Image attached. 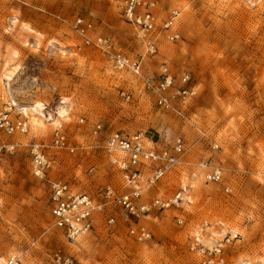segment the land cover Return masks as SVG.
<instances>
[{
  "label": "rangeland",
  "instance_id": "1",
  "mask_svg": "<svg viewBox=\"0 0 264 264\" xmlns=\"http://www.w3.org/2000/svg\"><path fill=\"white\" fill-rule=\"evenodd\" d=\"M124 1L0 0V111L11 106L13 119L27 122L26 144H50L61 128L77 149L50 151L47 179L97 199L108 184L130 187L94 137L96 124L159 147L181 138V164L143 201L169 200L183 188L184 201L140 220L149 239L131 235L115 208V225L99 213L94 231L70 243L53 225L48 181L34 175L22 147L0 163V264H53L58 250L79 264H264V0H155V54L124 19ZM80 18L131 61L143 56L146 76L168 68L179 88L189 74L196 95L185 117L160 110L142 78L85 46L73 29ZM173 32L176 41L167 38ZM212 167L222 170L219 184L206 179Z\"/></svg>",
  "mask_w": 264,
  "mask_h": 264
},
{
  "label": "built area",
  "instance_id": "2",
  "mask_svg": "<svg viewBox=\"0 0 264 264\" xmlns=\"http://www.w3.org/2000/svg\"><path fill=\"white\" fill-rule=\"evenodd\" d=\"M157 5L155 0H125L122 7L124 19L135 28L138 37L145 42L148 53L155 54L157 45L151 41L155 33L157 37L158 19L154 13ZM177 18L174 13L170 20L161 27L162 32H169ZM74 31L83 39L85 46H94L103 50L112 62L113 67L120 71H131L141 77L147 92L155 97V105L168 113L185 117V108L196 92L189 87L191 77L184 74L180 78L181 85L177 88V80L168 68L162 70L157 77L146 76L142 71L144 57L141 56L132 62L130 57L118 51L110 37L94 36L93 23L78 19L73 25ZM170 41L180 38L178 33L167 35ZM127 100L131 96L122 93ZM14 106V105H13ZM15 107V106H14ZM12 109V108H11ZM29 133V125L21 119H13L11 111L4 108L0 111V163L15 154L20 148L28 146V151L33 161V172L36 177L46 180L50 187L51 217L53 225L60 230L70 243L92 233L96 225V216L101 213L106 215L107 227L116 224V218L110 216L112 209L118 208L125 213L126 220L130 223L129 232L139 240L150 238V233L145 227L140 226V220L148 218L152 209H168L171 206H180L184 201L186 190L183 188L169 200L154 199L151 203L143 201L144 195L159 186L161 181L178 165L185 151L181 138L176 139L172 148L159 147L144 138L143 134L125 135L120 132H105L101 124H96L92 130L94 137L102 145L110 158L111 165L124 177L130 187L129 192H118L117 188L108 184L97 194V198L84 193H75L63 181L48 180L52 168L49 152L52 150L74 153L76 146L70 137L57 130L50 144L31 142L25 143L21 138ZM103 139V140H102ZM95 169L92 168L91 172ZM206 179L210 183L219 184L223 179L222 170L212 167ZM127 187V186H126ZM124 187V189H127ZM8 264H22L19 259L11 260ZM53 264H79L61 250L53 256Z\"/></svg>",
  "mask_w": 264,
  "mask_h": 264
},
{
  "label": "bare ground",
  "instance_id": "3",
  "mask_svg": "<svg viewBox=\"0 0 264 264\" xmlns=\"http://www.w3.org/2000/svg\"><path fill=\"white\" fill-rule=\"evenodd\" d=\"M151 37V41H152V38H153V36H150ZM143 41H145V42H148L147 40H144L143 39ZM145 42H144V44H145ZM153 42V41H152ZM154 44H155V42H153ZM100 49V48H99ZM101 50V49H100ZM103 51V50H102ZM132 62H134V61H132ZM124 72H130V73H132L131 71H124ZM133 74V73H132ZM134 76H136L137 78H143V76H141V77H139V76H137V75H135V74H133ZM150 94V93H149ZM150 95H152V94H150ZM153 96V95H152ZM35 107H37L38 109H44V107H43V105L42 104H38L37 106H35ZM6 108H8V110H10L11 111V114H12V110H13V108L10 106V107H6ZM12 108V109H11ZM33 110H34V108H33ZM64 114V113H63ZM62 113H61V116L63 115ZM34 120H38V119H34ZM51 120V119H50ZM40 122V121H39ZM59 131H61V132H64V131H62L61 130V128H59L58 129ZM86 236V235H85ZM84 237V236H83ZM82 237H80L79 239H77V242H75V243H78L79 242V240L81 239ZM70 256V255H69ZM72 257V256H71ZM14 259H18V258H16V257H13V258H10L5 264H8L11 260H14Z\"/></svg>",
  "mask_w": 264,
  "mask_h": 264
}]
</instances>
